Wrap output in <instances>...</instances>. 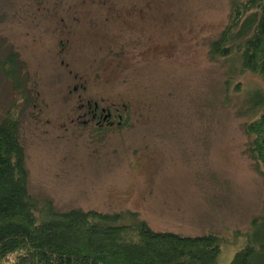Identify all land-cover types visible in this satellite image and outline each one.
<instances>
[{
	"label": "rangeland",
	"instance_id": "rangeland-1",
	"mask_svg": "<svg viewBox=\"0 0 264 264\" xmlns=\"http://www.w3.org/2000/svg\"><path fill=\"white\" fill-rule=\"evenodd\" d=\"M227 14L228 0H0L1 52L16 54L21 79L14 91L0 72V119L17 112L30 194L215 234L227 264L264 216L242 130L261 85L206 54ZM86 102L123 109V126L94 131Z\"/></svg>",
	"mask_w": 264,
	"mask_h": 264
},
{
	"label": "trees",
	"instance_id": "trees-1",
	"mask_svg": "<svg viewBox=\"0 0 264 264\" xmlns=\"http://www.w3.org/2000/svg\"><path fill=\"white\" fill-rule=\"evenodd\" d=\"M226 19L206 54L210 62L227 64L229 76L248 73L261 85L246 93L249 120L242 130L246 153L264 174V0H228ZM1 51L0 45V72L18 90L19 60ZM231 86L228 77L224 87ZM27 175L17 112L6 110L0 119V264L220 263L223 243L215 234L157 232L133 212L56 210L30 194ZM242 242L227 264H264V216L251 220Z\"/></svg>",
	"mask_w": 264,
	"mask_h": 264
},
{
	"label": "flooded vegetation",
	"instance_id": "flooded-vegetation-1",
	"mask_svg": "<svg viewBox=\"0 0 264 264\" xmlns=\"http://www.w3.org/2000/svg\"><path fill=\"white\" fill-rule=\"evenodd\" d=\"M83 115L86 117L85 123L90 127L99 130L112 129L114 126H119L125 115L120 113V110L116 107H107L97 102H86Z\"/></svg>",
	"mask_w": 264,
	"mask_h": 264
}]
</instances>
